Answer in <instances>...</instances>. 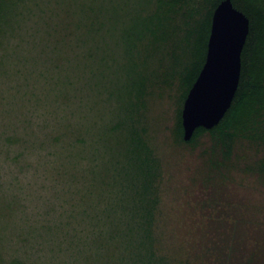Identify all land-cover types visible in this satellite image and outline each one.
Here are the masks:
<instances>
[{"label": "rangeland", "instance_id": "rangeland-1", "mask_svg": "<svg viewBox=\"0 0 264 264\" xmlns=\"http://www.w3.org/2000/svg\"><path fill=\"white\" fill-rule=\"evenodd\" d=\"M84 52L31 43L0 51V256L5 260L102 264L109 245L101 247L93 236L98 226L121 222L122 208L130 205L126 181L113 177L115 139L104 140L120 118L118 104L104 88L110 85L107 77L96 78L95 60L86 63ZM172 94L147 97L139 117L160 161L158 251L179 264L264 260V186L241 169L208 179L206 139L191 145L174 140Z\"/></svg>", "mask_w": 264, "mask_h": 264}, {"label": "trees", "instance_id": "trees-1", "mask_svg": "<svg viewBox=\"0 0 264 264\" xmlns=\"http://www.w3.org/2000/svg\"><path fill=\"white\" fill-rule=\"evenodd\" d=\"M219 1L0 0V51L22 43L81 47L86 63L95 60L96 78L110 82L104 88L117 101L120 118L109 126L111 133L104 140L115 139L113 177L126 181L130 205L122 208L121 222L98 226L93 236L101 247L109 245L102 264H179L156 246L160 161L139 124L151 95L173 93L171 132L176 142L191 145L206 139L208 179L241 169L264 186V0H232L249 18L237 87L217 123L197 125L188 139L183 137V101L204 62ZM0 264L27 263L17 256H0ZM243 264L264 260L247 258Z\"/></svg>", "mask_w": 264, "mask_h": 264}, {"label": "water", "instance_id": "water-1", "mask_svg": "<svg viewBox=\"0 0 264 264\" xmlns=\"http://www.w3.org/2000/svg\"><path fill=\"white\" fill-rule=\"evenodd\" d=\"M249 28L248 16L232 0L213 9L204 62L183 101V137L197 125L217 123L230 105L240 75V52Z\"/></svg>", "mask_w": 264, "mask_h": 264}]
</instances>
